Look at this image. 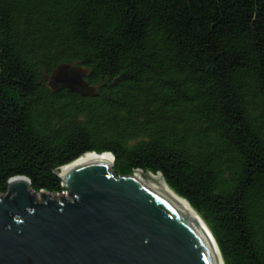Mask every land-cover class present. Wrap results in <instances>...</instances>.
Listing matches in <instances>:
<instances>
[{
  "label": "trees",
  "instance_id": "trees-1",
  "mask_svg": "<svg viewBox=\"0 0 264 264\" xmlns=\"http://www.w3.org/2000/svg\"><path fill=\"white\" fill-rule=\"evenodd\" d=\"M95 96L52 93L60 64ZM110 152L161 173L225 264H264V0H0V194Z\"/></svg>",
  "mask_w": 264,
  "mask_h": 264
},
{
  "label": "water",
  "instance_id": "water-1",
  "mask_svg": "<svg viewBox=\"0 0 264 264\" xmlns=\"http://www.w3.org/2000/svg\"><path fill=\"white\" fill-rule=\"evenodd\" d=\"M89 73L64 63L44 81L52 93L95 96ZM114 161L87 152L57 168L60 194L11 178L0 194V264H225L204 220L161 173L117 176Z\"/></svg>",
  "mask_w": 264,
  "mask_h": 264
},
{
  "label": "bare ground",
  "instance_id": "bare-ground-1",
  "mask_svg": "<svg viewBox=\"0 0 264 264\" xmlns=\"http://www.w3.org/2000/svg\"><path fill=\"white\" fill-rule=\"evenodd\" d=\"M96 154V153H95ZM143 173V175H146V173H144V172H142ZM153 174V173H152ZM153 175H158V174H153Z\"/></svg>",
  "mask_w": 264,
  "mask_h": 264
}]
</instances>
